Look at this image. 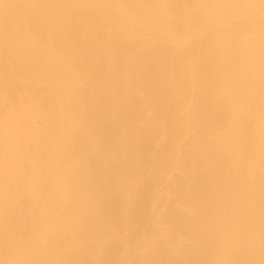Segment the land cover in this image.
Segmentation results:
<instances>
[{
    "label": "bare ground",
    "instance_id": "6f19581e",
    "mask_svg": "<svg viewBox=\"0 0 264 264\" xmlns=\"http://www.w3.org/2000/svg\"><path fill=\"white\" fill-rule=\"evenodd\" d=\"M0 264H264V0H0Z\"/></svg>",
    "mask_w": 264,
    "mask_h": 264
}]
</instances>
